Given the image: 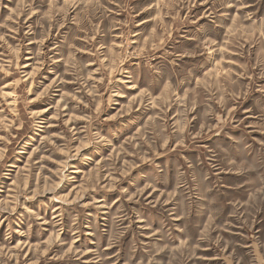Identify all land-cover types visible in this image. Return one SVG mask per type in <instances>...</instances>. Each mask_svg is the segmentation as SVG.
Listing matches in <instances>:
<instances>
[{"label":"rangeland","instance_id":"rangeland-1","mask_svg":"<svg viewBox=\"0 0 264 264\" xmlns=\"http://www.w3.org/2000/svg\"><path fill=\"white\" fill-rule=\"evenodd\" d=\"M0 264H264V0H0Z\"/></svg>","mask_w":264,"mask_h":264}]
</instances>
